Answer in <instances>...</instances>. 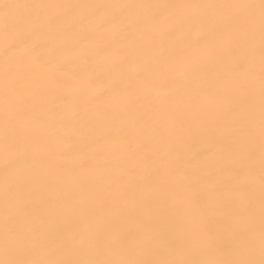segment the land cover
<instances>
[{
	"label": "snow or ice",
	"instance_id": "snow-or-ice-1",
	"mask_svg": "<svg viewBox=\"0 0 264 264\" xmlns=\"http://www.w3.org/2000/svg\"><path fill=\"white\" fill-rule=\"evenodd\" d=\"M0 264H264V0H0Z\"/></svg>",
	"mask_w": 264,
	"mask_h": 264
},
{
	"label": "bare ground",
	"instance_id": "bare-ground-1",
	"mask_svg": "<svg viewBox=\"0 0 264 264\" xmlns=\"http://www.w3.org/2000/svg\"><path fill=\"white\" fill-rule=\"evenodd\" d=\"M60 2L91 3V2H105V0H60ZM120 2H137V0H120ZM145 2H156V0H145ZM84 151H87V149H84Z\"/></svg>",
	"mask_w": 264,
	"mask_h": 264
}]
</instances>
